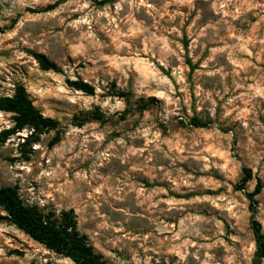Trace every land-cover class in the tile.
Wrapping results in <instances>:
<instances>
[{
    "label": "rangeland",
    "instance_id": "obj_1",
    "mask_svg": "<svg viewBox=\"0 0 264 264\" xmlns=\"http://www.w3.org/2000/svg\"><path fill=\"white\" fill-rule=\"evenodd\" d=\"M18 84L57 125L8 138L0 188L52 216L72 211L103 264H254L264 0H0V95ZM98 108L103 120H86ZM1 111L0 131L13 128ZM5 215L0 264H76Z\"/></svg>",
    "mask_w": 264,
    "mask_h": 264
},
{
    "label": "trees",
    "instance_id": "obj_2",
    "mask_svg": "<svg viewBox=\"0 0 264 264\" xmlns=\"http://www.w3.org/2000/svg\"><path fill=\"white\" fill-rule=\"evenodd\" d=\"M33 55L43 69H57L56 64L46 54L34 52ZM68 82L70 86L78 90L88 94L94 93V87L87 82L82 80H69ZM152 100L156 101L155 98ZM0 110L14 113L15 120L13 128L0 131V147L18 130L30 127L35 132H41L57 125L55 119L45 117L35 106L23 84H18L12 95H0ZM103 118L104 112L98 108L91 112L86 120H103ZM192 124L196 127L208 125L198 117L193 118ZM244 173L239 189H245V184L253 177L251 168L245 167ZM261 188L259 181L254 192H246L250 200L251 226L256 241L254 264H261L264 259V230L261 222L256 218L258 202L255 198ZM2 211L6 212L5 217L12 220L34 240L42 243L48 249L72 259L76 264H103L92 246L89 245L87 238L77 230L72 211H64L60 217L46 214L38 207L26 204L18 189L12 186L0 188V216Z\"/></svg>",
    "mask_w": 264,
    "mask_h": 264
},
{
    "label": "bare ground",
    "instance_id": "obj_3",
    "mask_svg": "<svg viewBox=\"0 0 264 264\" xmlns=\"http://www.w3.org/2000/svg\"><path fill=\"white\" fill-rule=\"evenodd\" d=\"M1 112H3V111H1Z\"/></svg>",
    "mask_w": 264,
    "mask_h": 264
}]
</instances>
